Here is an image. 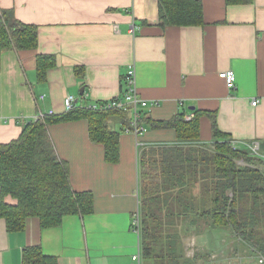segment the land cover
Instances as JSON below:
<instances>
[{"label": "crops", "instance_id": "obj_1", "mask_svg": "<svg viewBox=\"0 0 264 264\" xmlns=\"http://www.w3.org/2000/svg\"><path fill=\"white\" fill-rule=\"evenodd\" d=\"M201 1L203 24L163 28L158 0H0V10H13L17 20L37 27L39 42L36 50L1 55L0 145L17 140L24 124L40 114L65 115L68 96L75 98L76 109L123 96L132 66L138 94L147 103L140 111L142 136L133 133L131 115L109 117V127L120 132L116 163L106 160L103 144L91 140L86 118L49 126L72 187L93 195V213L66 216L52 228L29 218L17 233L0 218V264H23L24 249L31 246H40L57 264H130L140 245L133 226L140 212L139 149L177 142L174 128L154 124L184 109L193 119L200 113L201 144L213 140L207 114H215L219 130L237 145L258 141L264 152V0L231 6L226 0ZM41 55L55 61L45 82L39 80ZM227 70L236 74L234 89L219 76ZM6 202L17 203L11 196ZM235 259L254 262L243 255L232 264H241ZM226 261L216 264L231 262Z\"/></svg>", "mask_w": 264, "mask_h": 264}, {"label": "trees", "instance_id": "obj_2", "mask_svg": "<svg viewBox=\"0 0 264 264\" xmlns=\"http://www.w3.org/2000/svg\"><path fill=\"white\" fill-rule=\"evenodd\" d=\"M252 1L226 0V4ZM158 4L163 28L203 24L201 0H158ZM38 44L36 26L17 20L13 10H0V59L5 51L36 50ZM54 65L52 56L38 57L41 82ZM186 112L184 109L177 117L154 124L174 128L177 142L145 144L139 149L143 260L153 264H205L203 254L187 257L183 242L188 236L195 234L200 240L216 231L243 241L252 257L264 256V161L221 132L215 114H207L213 120V140L201 144L200 113L195 111L196 117L187 121ZM112 113L123 115L124 120L130 115L88 107L61 116L43 114V119L25 123L17 140L0 145V218L6 221L10 233L22 232L29 218H38L42 228H52L61 225L66 216L93 213V195L72 187L68 164L58 156L49 126L86 118L91 140L103 144L106 160L116 163L120 132L107 123ZM8 196L17 203L8 204ZM23 264H57V260L40 246H31L24 249Z\"/></svg>", "mask_w": 264, "mask_h": 264}, {"label": "built area", "instance_id": "obj_3", "mask_svg": "<svg viewBox=\"0 0 264 264\" xmlns=\"http://www.w3.org/2000/svg\"><path fill=\"white\" fill-rule=\"evenodd\" d=\"M134 32V29H133ZM220 78H222L227 86L230 89L235 88V81H236V74L233 70L223 71L219 74ZM127 84L128 89L121 97H117L112 99L111 101L104 102V103H97L89 106L88 108L94 111H121L127 112L132 116L133 123V133L139 137L142 136L145 132V129L140 124V111L143 107L147 106L145 100H143L140 95L138 94L137 86H136V70L132 66L128 72L127 76ZM257 105V101L253 102V106ZM65 107L67 111H71L75 108V98L72 96H68L65 99ZM44 115L40 114L37 116L38 119H43ZM193 116L187 115L186 120L191 121ZM237 145V143H236ZM245 146L250 151L251 155L257 158H261L264 161V152L262 151L261 143L258 141H254L251 143H245ZM133 226L135 231L140 236V245L139 249L136 254L132 255L131 263L130 264H143V254H142V244H141V215L140 212H137ZM253 260V258H251ZM254 263L256 264H264V256L259 255L258 257L254 258Z\"/></svg>", "mask_w": 264, "mask_h": 264}, {"label": "rangeland", "instance_id": "obj_4", "mask_svg": "<svg viewBox=\"0 0 264 264\" xmlns=\"http://www.w3.org/2000/svg\"><path fill=\"white\" fill-rule=\"evenodd\" d=\"M262 167L264 168V165H262ZM214 234L215 235L213 238L211 235L212 239L208 237V235H205L203 239H200V240L195 236V234L193 236L192 235L188 236L183 242L185 246L186 256L191 259H194L196 258L195 256L203 254L202 257L206 256V257H203L206 259L205 264H209V261H208L209 259H211L212 261H215L214 264H216L217 262L220 263L226 260H227L226 263L228 261L229 262L231 261L230 264H232L233 258H239L243 255H245L248 258H253V259L255 258L254 256L253 257L251 256L250 252L249 253L244 252V250L242 249L243 245L249 249L250 247L246 245L243 241H239L236 238H231L230 235H228V237H224L226 235L222 233L224 235L223 237L225 238V241H227L224 244V242H222V238H223L221 237L222 234L220 235V232L218 231H216V233ZM212 243L217 245V248L212 249ZM218 244L221 246L218 247ZM246 252H248L247 249H246ZM143 264H153V262H147L146 260H143ZM233 264H236V263H233ZM250 264H256V263L250 262Z\"/></svg>", "mask_w": 264, "mask_h": 264}, {"label": "water", "instance_id": "obj_5", "mask_svg": "<svg viewBox=\"0 0 264 264\" xmlns=\"http://www.w3.org/2000/svg\"><path fill=\"white\" fill-rule=\"evenodd\" d=\"M84 91H85V88H83L82 90H81V92L82 93H84ZM235 262H240L241 264H250V260H248V259H235Z\"/></svg>", "mask_w": 264, "mask_h": 264}]
</instances>
